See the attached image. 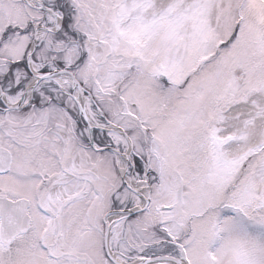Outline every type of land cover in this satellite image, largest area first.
Returning <instances> with one entry per match:
<instances>
[{
	"label": "snow or ice",
	"instance_id": "6c2138e0",
	"mask_svg": "<svg viewBox=\"0 0 264 264\" xmlns=\"http://www.w3.org/2000/svg\"><path fill=\"white\" fill-rule=\"evenodd\" d=\"M0 264H264V0H0Z\"/></svg>",
	"mask_w": 264,
	"mask_h": 264
}]
</instances>
